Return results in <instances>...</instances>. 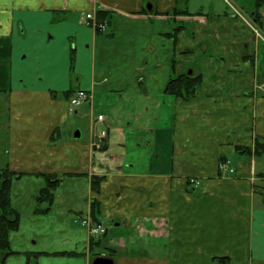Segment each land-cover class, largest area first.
<instances>
[{"label":"crops","instance_id":"1","mask_svg":"<svg viewBox=\"0 0 264 264\" xmlns=\"http://www.w3.org/2000/svg\"><path fill=\"white\" fill-rule=\"evenodd\" d=\"M235 6L253 23L226 0H0V169L30 190L12 206L83 228L70 247L10 240L4 264H264V6ZM183 75L200 78L193 98L166 93ZM79 90L92 99L71 115ZM93 214L97 239L77 222Z\"/></svg>","mask_w":264,"mask_h":264},{"label":"rangeland","instance_id":"2","mask_svg":"<svg viewBox=\"0 0 264 264\" xmlns=\"http://www.w3.org/2000/svg\"><path fill=\"white\" fill-rule=\"evenodd\" d=\"M226 1L233 8L235 7L236 11H238L237 10L238 6H235V4L243 5V3L246 2V0H233V1L232 0H226ZM238 12L241 15V16L239 15L240 17H243L244 19L249 20V22L253 23L252 18L250 16H248L247 14H245L244 11H241V13H240V11H238ZM256 16L259 17L258 14H256ZM255 33H256L257 37H259L264 42L263 31L261 29H257V27H256ZM90 99H92V95H91ZM97 112H99V111H97ZM71 115H73V114H71ZM70 118L72 119V122H70V123L68 122L70 124L69 129H71V130L75 129L76 130L79 127L82 130V136L80 138H76V139H84L87 136L88 125H89L88 123L89 122L87 120H84V122H82V121L73 122L74 116H72V117L70 116ZM75 124H77L78 126H75ZM137 156H139L138 152L134 157L137 158ZM145 156L148 157L147 154H145ZM136 160L138 161V159H136ZM82 180L80 181V185L86 186V181H82ZM23 182H27L26 179ZM24 189L25 188H23L22 185H19V186H17L16 189H13L12 192L15 196L19 195L20 198L22 199L23 196L25 195V193H30V190H24ZM28 203H29V201H27V203L24 202V204H26V205H24L25 207L24 206H22V207L18 206V208L16 209L20 215V223H19L18 231L14 232L10 235V240L12 241L14 248L21 249L24 245H28L31 248L32 247H34L36 249L39 248L41 246V244L45 242V240H46V242L49 241L48 238L47 239L40 238L41 233H44V234L56 233L57 234V236H56L57 240L66 239L63 241L64 247H70L67 244L73 245L74 241L71 238L69 239V236L75 235L74 231L76 229L81 231V230H83V228L79 229L78 226L73 225V227H69L70 228L69 230H67V228L63 229L62 227L65 225L66 217L63 218L64 220L62 223H59L58 220L53 219V216L55 215L54 213L52 216H47V217H46V215L45 216L42 215V213L38 214V212H36V210H32L31 207L34 206L32 204V202L30 204H28ZM52 219L55 222L52 223ZM47 221H51V222L49 223ZM68 221L70 222L71 219L69 220V218H67V222ZM32 232H36L37 238L31 236ZM50 237H52V236H50ZM51 239H53V238H51ZM67 239L70 242H66ZM35 242H36V246H33V243H35ZM30 243H31V246H30ZM16 260H19V259H16Z\"/></svg>","mask_w":264,"mask_h":264},{"label":"trees","instance_id":"3","mask_svg":"<svg viewBox=\"0 0 264 264\" xmlns=\"http://www.w3.org/2000/svg\"><path fill=\"white\" fill-rule=\"evenodd\" d=\"M256 6L257 9L261 6H264V0H256ZM101 13L102 12H100L99 15H101ZM255 18L257 20L259 19V17L256 15ZM199 86V77L183 75L181 77L172 79L169 82L166 93L174 95L178 98L190 99L197 94V89ZM248 151L250 152V149H248ZM255 153H262L261 145L258 142L255 144ZM21 177V174L10 172L8 169H0V262L3 264L9 255L13 254L12 251H9L10 235L19 229L20 215L12 206V188L14 181L19 180ZM57 183L58 181L49 182L50 187L45 189L42 195L39 196V199L44 200L45 198H48V194L52 196L54 191L53 189ZM93 184H97L96 179L93 180ZM93 217L97 219L95 215Z\"/></svg>","mask_w":264,"mask_h":264},{"label":"built area","instance_id":"4","mask_svg":"<svg viewBox=\"0 0 264 264\" xmlns=\"http://www.w3.org/2000/svg\"><path fill=\"white\" fill-rule=\"evenodd\" d=\"M237 13L239 14L238 11ZM82 23H85L86 25H91L94 28H100V29L105 28L103 24L97 22L95 15L91 13H88L85 16V19L82 21ZM90 97L91 95L88 94V92L78 91L70 100V108H69L70 112H74V110L78 106L87 102L90 99ZM103 121H104V117L100 115L98 117V122H103ZM94 136H95V140L93 142V146L96 150H101L104 145V140L107 137V132L106 130H101L98 133H94ZM220 168L223 169L226 174L233 173V169L229 167V162L222 163L220 165ZM196 184H198V182H196ZM77 222L88 230L89 236L92 238H98L107 231V227L104 223L94 220L90 216L81 217Z\"/></svg>","mask_w":264,"mask_h":264},{"label":"water","instance_id":"5","mask_svg":"<svg viewBox=\"0 0 264 264\" xmlns=\"http://www.w3.org/2000/svg\"><path fill=\"white\" fill-rule=\"evenodd\" d=\"M191 73V72H190ZM72 136L74 138H80L81 137V132L80 130H76ZM92 264H114L113 260L109 257H106V256H99V257H96L93 261Z\"/></svg>","mask_w":264,"mask_h":264}]
</instances>
